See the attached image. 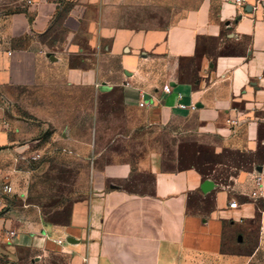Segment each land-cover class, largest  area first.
Segmentation results:
<instances>
[{
    "label": "crops",
    "instance_id": "crops-1",
    "mask_svg": "<svg viewBox=\"0 0 264 264\" xmlns=\"http://www.w3.org/2000/svg\"><path fill=\"white\" fill-rule=\"evenodd\" d=\"M173 2L0 0V159L11 162L34 145L43 129L38 122L47 126L44 116L60 100V107L75 101L94 115L120 106L140 116L142 126L189 137L204 160L202 167L172 171L162 169L156 154L136 171L115 160L107 177L150 176L151 190L103 185L95 197L75 202L64 224L23 229L0 215L1 258L11 264H46L49 257L62 264H250L256 258L264 244V0L243 7L191 0L170 25L136 21L157 18L150 13ZM27 110L28 119L21 114ZM186 120L188 127L178 125ZM7 202L0 190V211ZM244 224L257 225L256 251H224L229 225Z\"/></svg>",
    "mask_w": 264,
    "mask_h": 264
},
{
    "label": "rangeland",
    "instance_id": "rangeland-1",
    "mask_svg": "<svg viewBox=\"0 0 264 264\" xmlns=\"http://www.w3.org/2000/svg\"><path fill=\"white\" fill-rule=\"evenodd\" d=\"M194 4L191 0H174L165 4L166 9L150 13L157 18L136 21L143 26L147 21L151 26L170 25L180 9ZM54 101L59 107L44 116L50 120L47 126L38 122L43 129L38 133L37 142L22 147L11 162L0 159V190L7 194L8 201V207L0 215L13 220L15 227L29 229L35 223H67L73 204L95 197L93 194L103 185L106 190L117 187L133 193L151 190L150 176L118 182L107 177L106 172L115 160L131 164L133 171L143 166L152 154H156L158 163L167 171L203 165L204 160L197 158L189 145V137L175 135L169 128L142 126L140 116L120 106L103 107L100 115H94L86 108L75 107V101L70 102L68 109L65 104L60 107V100ZM22 102L28 108L27 94ZM41 102L44 107L46 100ZM21 114L27 119L31 117L28 110ZM135 122L138 125L134 126ZM190 124L189 120L178 123L180 127ZM228 232L224 251L247 255L256 251L257 225H229ZM20 256L30 258L27 252H20ZM0 264L11 262L0 257ZM46 264H62V261L49 257ZM250 264H264V244Z\"/></svg>",
    "mask_w": 264,
    "mask_h": 264
},
{
    "label": "built area",
    "instance_id": "built-area-1",
    "mask_svg": "<svg viewBox=\"0 0 264 264\" xmlns=\"http://www.w3.org/2000/svg\"><path fill=\"white\" fill-rule=\"evenodd\" d=\"M246 3H247V0H234V4L236 6H239V7L245 6ZM164 92L167 93V94H170L172 92V88L170 86H166L164 88ZM179 98L182 99V96H179ZM140 106L144 107L145 104L141 103ZM178 107H179L180 110H183V111H186V110L195 111V110H197V107L195 105L180 104ZM257 185L258 186L260 185V179L257 180ZM252 195H253V197H256L257 193L254 192ZM236 207H237V203L234 202V203L231 204V208H236ZM12 236H13V233H12ZM64 243L65 242L63 240H59L58 241V244L61 245V246L64 245Z\"/></svg>",
    "mask_w": 264,
    "mask_h": 264
},
{
    "label": "water",
    "instance_id": "water-1",
    "mask_svg": "<svg viewBox=\"0 0 264 264\" xmlns=\"http://www.w3.org/2000/svg\"><path fill=\"white\" fill-rule=\"evenodd\" d=\"M68 242H69V243H73L74 240L70 238V239L68 240Z\"/></svg>",
    "mask_w": 264,
    "mask_h": 264
}]
</instances>
